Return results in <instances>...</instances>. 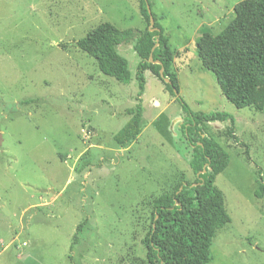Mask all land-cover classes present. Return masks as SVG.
<instances>
[{
	"label": "rangeland",
	"instance_id": "1",
	"mask_svg": "<svg viewBox=\"0 0 264 264\" xmlns=\"http://www.w3.org/2000/svg\"><path fill=\"white\" fill-rule=\"evenodd\" d=\"M240 1L150 0L180 95L194 111L236 120L203 124L231 156L216 184L232 219L208 264H264V111L236 107L197 55L198 40L221 32ZM103 22L148 26L140 0H0V264H149L142 239L153 201L197 178L182 107L151 71L138 137L124 148L114 141L138 103L141 59L122 44L130 83L101 72L76 43Z\"/></svg>",
	"mask_w": 264,
	"mask_h": 264
},
{
	"label": "trees",
	"instance_id": "2",
	"mask_svg": "<svg viewBox=\"0 0 264 264\" xmlns=\"http://www.w3.org/2000/svg\"><path fill=\"white\" fill-rule=\"evenodd\" d=\"M146 1L151 6L150 0H140L141 14L148 23L145 29H121L103 22L79 39L78 47L95 58L101 72L125 84L132 80L130 63L118 47L132 43L140 56L138 103L128 109L129 121L114 135L118 146H128L141 131L147 70L162 80L180 103L184 113L180 129L193 148L190 164L197 178L180 183L153 201L151 227L142 243L149 264H208L213 259L211 248L217 231L232 219L225 193L216 184L231 156L214 137L203 132V124L236 120L226 111H194L180 95L170 39L156 21L157 29L150 30ZM234 11L235 17L221 32L214 36L206 33L198 40L197 55L202 66L216 75L223 94L236 107L264 111V0H242ZM151 53L160 64L150 61ZM162 68L171 83L162 78ZM228 135L236 138L233 128ZM258 176L256 195L263 197L264 181L259 171ZM77 241L76 233L72 247Z\"/></svg>",
	"mask_w": 264,
	"mask_h": 264
},
{
	"label": "water",
	"instance_id": "3",
	"mask_svg": "<svg viewBox=\"0 0 264 264\" xmlns=\"http://www.w3.org/2000/svg\"><path fill=\"white\" fill-rule=\"evenodd\" d=\"M148 11H149V14H150V30L153 31V30H155V29H157V28L155 27V19H154V15H153L152 12H151L150 5H148ZM76 45L78 46V42L76 43ZM155 47H156V46H155ZM155 47L152 49V52L154 51ZM150 61H151V62H155V63H159V64H160V61H158V60L154 61V60H153V53H151ZM160 74H161L162 78H164L165 82H167V83H171L170 78L165 76V74H164V69H163V68L160 70ZM0 136H1V135H0ZM0 144H1V137H0Z\"/></svg>",
	"mask_w": 264,
	"mask_h": 264
},
{
	"label": "crops",
	"instance_id": "4",
	"mask_svg": "<svg viewBox=\"0 0 264 264\" xmlns=\"http://www.w3.org/2000/svg\"><path fill=\"white\" fill-rule=\"evenodd\" d=\"M147 71L149 72V70H147ZM147 71H146V72H147ZM146 84H148V82H147Z\"/></svg>",
	"mask_w": 264,
	"mask_h": 264
}]
</instances>
